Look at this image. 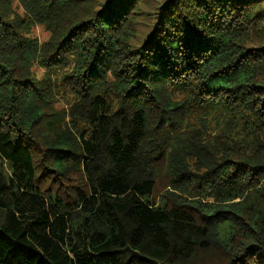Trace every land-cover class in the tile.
Masks as SVG:
<instances>
[{
  "label": "trees",
  "instance_id": "trees-1",
  "mask_svg": "<svg viewBox=\"0 0 264 264\" xmlns=\"http://www.w3.org/2000/svg\"><path fill=\"white\" fill-rule=\"evenodd\" d=\"M16 1L0 264H264V0Z\"/></svg>",
  "mask_w": 264,
  "mask_h": 264
},
{
  "label": "rangeland",
  "instance_id": "rangeland-1",
  "mask_svg": "<svg viewBox=\"0 0 264 264\" xmlns=\"http://www.w3.org/2000/svg\"><path fill=\"white\" fill-rule=\"evenodd\" d=\"M162 0H142L139 5L138 13L136 14V28L138 32V42L145 38L146 33H148L150 25L155 17V12H157V6ZM13 6L18 12H21V8L18 7L16 0H13ZM33 35L36 36L39 41H44L48 38V33L44 30L42 26H36L33 30ZM138 44V43H136Z\"/></svg>",
  "mask_w": 264,
  "mask_h": 264
}]
</instances>
